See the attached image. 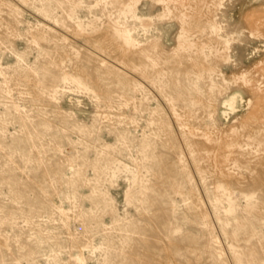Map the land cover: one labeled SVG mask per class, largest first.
Here are the masks:
<instances>
[{
    "label": "rangeland",
    "instance_id": "374dc122",
    "mask_svg": "<svg viewBox=\"0 0 264 264\" xmlns=\"http://www.w3.org/2000/svg\"><path fill=\"white\" fill-rule=\"evenodd\" d=\"M0 264H264V0H0Z\"/></svg>",
    "mask_w": 264,
    "mask_h": 264
}]
</instances>
